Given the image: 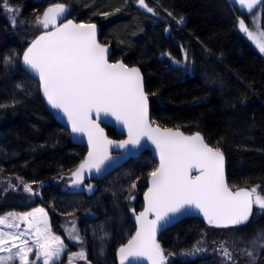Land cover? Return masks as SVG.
Returning <instances> with one entry per match:
<instances>
[{
	"label": "trees",
	"instance_id": "16d2710c",
	"mask_svg": "<svg viewBox=\"0 0 264 264\" xmlns=\"http://www.w3.org/2000/svg\"><path fill=\"white\" fill-rule=\"evenodd\" d=\"M57 2L69 7L68 18L101 26L100 41L114 47L112 61L142 69L155 124L201 132L225 153L233 189L264 193V54L240 30L242 15L229 0H145L152 13L137 0H9L22 11L13 25L0 8V213L43 204L56 232L65 235L74 222L81 241L69 240L67 255L86 256L74 262L118 264V248L136 230L133 209H144L148 173L158 167L146 152L101 179H85L94 186L91 192L70 185L88 146L51 113L39 81L22 62L25 49L46 31L37 17ZM106 128L111 138H124ZM133 182L135 198L129 200ZM25 184L32 192L23 190ZM255 216L256 209L247 223L228 227L183 218L160 235L165 254H171L166 264H225L214 253L197 251L199 241L205 234L211 250L229 233L245 238V230L264 227V214Z\"/></svg>",
	"mask_w": 264,
	"mask_h": 264
},
{
	"label": "snow or ice",
	"instance_id": "6c2138e0",
	"mask_svg": "<svg viewBox=\"0 0 264 264\" xmlns=\"http://www.w3.org/2000/svg\"><path fill=\"white\" fill-rule=\"evenodd\" d=\"M261 2L238 0L249 11ZM137 3L154 12L145 0ZM0 8L12 14L15 25L18 10L9 0H0ZM67 11L63 3L57 2L44 11L42 18L37 17V24L51 30L31 42L23 53V63L39 77L44 97L67 118L71 131L87 136V157L71 172V185L79 187L86 176L93 172L99 174L115 159L110 154L112 149H139L145 141H150L159 155V166L148 173L150 186L144 193V209L139 213L133 209L135 234L118 249L120 264H133L141 259L149 264H166L171 254L166 255L157 242V231L171 217L189 209L198 210L210 225L217 227L244 224L254 205L264 209V196L256 194L257 187L233 190L226 183L224 155L218 147H210L199 133L187 136L178 129L153 126L155 122L149 120L148 94L140 70L121 62L109 63L107 48L97 42L94 24H77L71 20L58 24ZM183 22L182 18L178 21ZM239 26L264 53V33L257 37L245 26L244 20L239 21ZM163 55L171 58L169 53ZM106 117L114 118L127 130L126 139L113 141L105 136L99 121ZM86 187L92 188L90 184ZM135 188L133 182L129 200L135 198L131 193ZM24 190L32 192L28 184ZM21 222L26 227L21 228ZM0 226L17 229L6 232L0 227V253L9 254L0 255V264L16 258L19 264H36V260H30V254L36 259L42 257V264H55L65 253L64 241L52 234L43 208L0 216ZM69 239L81 241L74 222ZM258 240L264 248V233L258 234ZM252 243L256 244L257 239ZM221 249L231 260L232 254L223 244ZM247 255L252 257V251ZM73 257L86 259L83 251L73 253L69 264Z\"/></svg>",
	"mask_w": 264,
	"mask_h": 264
},
{
	"label": "water",
	"instance_id": "95a60500",
	"mask_svg": "<svg viewBox=\"0 0 264 264\" xmlns=\"http://www.w3.org/2000/svg\"><path fill=\"white\" fill-rule=\"evenodd\" d=\"M229 2L237 10V12L240 15H242V16H248V15L252 14L253 12H255L263 4L264 0H262L261 3L257 4L252 11H249L247 8H242L240 6V4L238 3V0H237V2H234V0H229ZM68 20H71V21H73V23H77V24H85V25H87V24H94L96 26V39H97V42L107 48V59H108L109 63L121 62V63H124L125 65H127L129 68H132V67L138 68L140 70L141 76L143 78L144 90L146 92V88H145V76H144V73H143L142 69L139 66H137V65H128L123 60H117V61H112L111 60L112 55L114 53V47H113V45H111L109 43H103V42L100 41V35H101L102 29H101V26L97 22H80V21H77L76 19L68 18V11H67L66 14H65V16L62 17L60 21H58V24L61 23V22L67 23ZM48 30H51V28L48 29ZM48 30H46V31H48ZM27 48L25 49V51L27 50ZM22 62H23V55H22ZM25 67L28 70V72L31 74V76L39 81V77L35 73H33L29 68H27V66H25ZM39 83H40V81H39ZM40 87H41V84H40ZM41 94H42V97H43V99L45 101V104L47 105L48 109L51 111V113L55 116V118L59 122H61L64 126H66L70 130V132L72 133L73 139L77 143L85 144V145L88 146L87 136L84 135V134L73 133L71 131V126L68 123L67 118L63 115L62 112H60L59 110L53 109L49 105V103L47 102V99L43 95L42 89H41ZM148 116H149V120L152 121L149 97H148ZM99 123H100V127L104 129V134H105V136L108 137V139L113 140V141H120V140H123V139H126L127 138V130L121 124H118L115 121L114 118H112V117H106V118H103L101 121H99ZM153 126H159L161 128H169V127H163V126L158 125V124H154ZM106 127H113V128H115L117 130V132L120 133L124 138H122V139H113V138H111L108 135V133H107V128ZM171 129L177 130V128H171ZM178 130L181 131V132H183L187 136H191V135H194L195 133H199L204 138L205 142L207 143L205 137L203 136V134L201 132L189 133V132H186V131H184L182 129H178ZM210 147H212V146H210ZM88 150H89V148H88ZM146 152H150L152 154V156L158 161V166H159V155H158V153L155 151V148L151 144L150 141H145L143 143V147H141L139 149H131L130 148L128 151H124V150H121V149H112L110 154L115 159L108 166H106L99 174H96L95 172H93L91 174V176H86L85 179H87V178L101 179V178L109 175L111 172L115 171L119 167L123 166L128 161H130L131 159L139 158V157H141ZM221 152L224 155L225 179H226V183L229 185L228 180H227V165H228V160H227V157H226L225 153L222 150H221ZM193 174H195V173H193ZM149 186H150V183H148V187ZM229 187L232 188L230 185H229ZM233 190H235V189H233ZM143 198H144V196H143ZM254 211H255V205L252 208V213L249 216V220L248 221H250V219L252 218V216L254 214ZM190 216H197V217L204 218L203 214L200 213L198 210L189 209V210H187V211H185V212H183V213H181V214H179L177 216L171 217L170 220L166 224H164L157 231L156 239H157V242L160 244V246H161L162 249H163V246H162V244L160 242V239H159L161 233L164 230L168 229L169 227L175 225L178 221L182 220L183 218L190 217ZM247 222H245V223H247ZM134 234H135V232H134ZM125 243H127V242H125ZM117 260H118V264H120V258H119V255H118V250H117ZM66 264H69V262L66 263ZM71 264H80V263L72 261ZM133 264H149V262L146 261V260L141 259V260H138V261H134Z\"/></svg>",
	"mask_w": 264,
	"mask_h": 264
},
{
	"label": "rangeland",
	"instance_id": "374dc122",
	"mask_svg": "<svg viewBox=\"0 0 264 264\" xmlns=\"http://www.w3.org/2000/svg\"><path fill=\"white\" fill-rule=\"evenodd\" d=\"M66 8L69 9V7H67V6H66ZM151 8H153V10H154V7H151ZM14 9L18 10L17 14H16V18H17V16L21 14L22 10L20 8H14ZM154 12H155V10H154ZM5 14H6L7 18L10 21H12V14L7 13L6 11H5ZM241 20H244L245 26L249 29V31L253 32L257 37H259L260 33H264V3L255 12L250 14L248 19L245 18L244 16H242ZM40 27L42 30L44 29L42 25H40ZM44 30H46V29H44ZM245 34L248 37V39L253 43V45L259 50V48L257 47V44L253 41V39H250L249 36L247 35V33H245ZM164 57L169 58L168 56H165V55H164ZM170 60L176 61V59H174L173 56H171ZM175 64H178V63H175ZM188 70L193 72L192 68H190V67L188 68ZM70 185H71V181H70ZM86 185L87 184L84 183L83 185H81L79 187L73 186V188L85 189L88 192H91L94 189L93 184H90L92 186L91 190H89L86 187ZM23 190H24V188H23ZM22 193L24 194V191ZM256 194L264 196V193H261L258 191ZM29 200L33 201L35 199L31 197ZM37 208H43L45 210V212H47V219H48V223H49V226L51 228L52 234L55 236H59L64 241V244L66 246L65 253L61 256V258L58 261H55V264H63V263L65 264V263L69 262V256H71L73 253H79L80 252V251L71 252L67 255L68 248H69L68 241L69 240L73 241V240L69 239V233H70L73 225H70L69 227L68 226L65 227V230H66L65 235L56 232L54 227H53V224H52L51 215H50L48 209L43 204H37V205H35L31 208L25 209V210L20 209V208H10V209H7V210L1 212L0 216H8L10 213L11 214L29 213V212H32L34 209H37ZM255 209H256V216H255L256 218H258L260 215L264 214V209H260L256 205H255ZM0 227H3V230L6 232L17 231V229H15V228L10 229V228L4 227V226H0ZM24 227H26V224L21 222V228H24ZM75 229L77 230L76 226H75ZM261 233H264V227H261L256 233H253V231H250V229L245 230L243 233V235H244L243 237H245V238H237V237H234L232 233H229V235H226L225 238L217 241L216 246L211 250H209L207 248L208 238L204 234L203 237L201 238V240L199 241V245L201 244L202 247H200L198 249H200L199 252L201 251V253L203 255H208V254L214 253L216 255V257H218L219 260L223 261L225 264H259L261 253L264 251V248L260 247V242L258 240V234H261ZM254 239H257L256 244L252 243V241ZM30 243H31V241H30ZM221 244H223L224 247H226L229 250V252H231V254H232L231 260H228L223 255V252L221 249ZM32 247L35 251V245L34 244H32ZM13 251H15V250H13ZM248 251H252V253H253L252 257H249L247 255ZM0 255L7 256L9 254L8 253H0ZM77 259H79V258L73 257L72 261L77 260ZM30 260H36V264H42V257L40 259H36L34 254H30ZM6 264H19V260H18V258H16L14 261H6Z\"/></svg>",
	"mask_w": 264,
	"mask_h": 264
}]
</instances>
